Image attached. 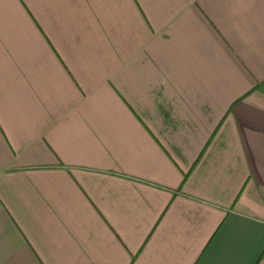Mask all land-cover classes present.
<instances>
[{
  "label": "crops",
  "instance_id": "crops-1",
  "mask_svg": "<svg viewBox=\"0 0 264 264\" xmlns=\"http://www.w3.org/2000/svg\"><path fill=\"white\" fill-rule=\"evenodd\" d=\"M0 264H264V0H0Z\"/></svg>",
  "mask_w": 264,
  "mask_h": 264
}]
</instances>
